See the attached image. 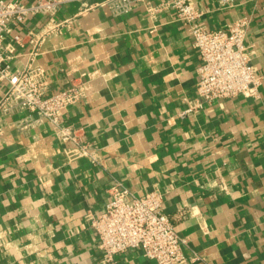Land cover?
<instances>
[{"label":"crops","instance_id":"0c3cea01","mask_svg":"<svg viewBox=\"0 0 264 264\" xmlns=\"http://www.w3.org/2000/svg\"><path fill=\"white\" fill-rule=\"evenodd\" d=\"M99 1L71 0L3 41L13 70L39 71L45 92L83 83L60 124L79 129L96 161L71 157L73 145L35 113L0 115V264H156L138 248L102 261L89 215L104 209L114 181L161 192L171 217L186 211L174 225L197 258L182 264H264V0L224 9L191 0L207 30L248 19L243 42L262 75L257 96L212 102L195 91L200 58L168 0L125 14Z\"/></svg>","mask_w":264,"mask_h":264},{"label":"built area","instance_id":"2783aa9c","mask_svg":"<svg viewBox=\"0 0 264 264\" xmlns=\"http://www.w3.org/2000/svg\"><path fill=\"white\" fill-rule=\"evenodd\" d=\"M71 0H35L25 4L19 0H0V83L4 84L0 97V115L18 108L35 113L57 126L59 140L71 143L70 156L86 157L96 161L93 149L80 138L79 129L61 125L62 112L69 105L78 103L84 96L82 82H72L56 92H45L40 72L29 66L13 70L12 52L3 43L13 27L37 15L49 17L61 5ZM86 4L88 0H78ZM141 0H101L96 6L107 8L112 14L128 13ZM236 0H217L221 9ZM176 16L187 27L193 46L200 58L195 91L205 102L238 95L257 96L262 75L250 62L244 45V36L249 24L246 17L230 21L223 29L207 30L199 22L202 14L191 0H168ZM31 34L32 31L28 30ZM19 34L13 36L19 39ZM199 105V104H198ZM110 198L104 209L89 215L90 227L98 239L102 261L112 263L117 254L138 248L142 255L156 264H182L196 259L183 252L186 239L175 229L174 221L186 217L180 210L174 217L163 208V195L157 190L137 195L114 181L107 189Z\"/></svg>","mask_w":264,"mask_h":264}]
</instances>
